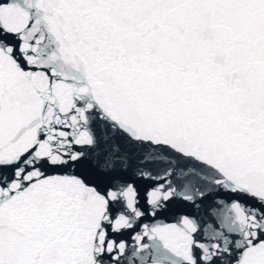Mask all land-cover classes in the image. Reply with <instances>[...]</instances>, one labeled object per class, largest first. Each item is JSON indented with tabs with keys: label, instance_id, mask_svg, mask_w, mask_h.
<instances>
[{
	"label": "snow or ice",
	"instance_id": "6c2138e0",
	"mask_svg": "<svg viewBox=\"0 0 264 264\" xmlns=\"http://www.w3.org/2000/svg\"><path fill=\"white\" fill-rule=\"evenodd\" d=\"M0 264H264V0H0Z\"/></svg>",
	"mask_w": 264,
	"mask_h": 264
}]
</instances>
